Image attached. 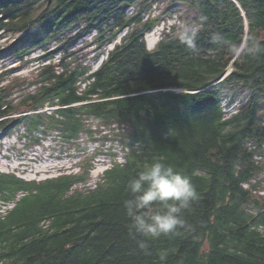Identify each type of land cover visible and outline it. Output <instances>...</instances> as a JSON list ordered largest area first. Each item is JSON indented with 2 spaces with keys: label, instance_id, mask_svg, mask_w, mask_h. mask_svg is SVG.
<instances>
[{
  "label": "trees",
  "instance_id": "trees-1",
  "mask_svg": "<svg viewBox=\"0 0 264 264\" xmlns=\"http://www.w3.org/2000/svg\"><path fill=\"white\" fill-rule=\"evenodd\" d=\"M174 17L199 26L196 47L174 25L150 50L146 35ZM18 34L3 52L19 65L0 73V136L23 129L28 146L60 136L83 155L86 140L120 142L125 163L111 153L94 186L95 151L42 182L0 172L3 199L24 194L0 219V264H160L162 251L165 264H264V0H0V38ZM80 41L94 60L107 55L96 70L73 50ZM35 60L30 78L11 77ZM245 92L224 119L222 102ZM153 158L190 176L199 200L184 213L191 227L145 254L123 201Z\"/></svg>",
  "mask_w": 264,
  "mask_h": 264
},
{
  "label": "rangeland",
  "instance_id": "rangeland-1",
  "mask_svg": "<svg viewBox=\"0 0 264 264\" xmlns=\"http://www.w3.org/2000/svg\"><path fill=\"white\" fill-rule=\"evenodd\" d=\"M130 10L129 12H131ZM155 14V13H154ZM173 20H177L176 17L169 21L167 24H162L168 26ZM162 25L157 27L152 33L146 35L147 46L150 50H153L157 43L162 38ZM177 25V23H174ZM165 26V27H166ZM181 27V25L179 26ZM161 33V35H160ZM20 35H4L0 38V73L11 68H16L19 63L17 61L11 60L7 52L10 46ZM92 36L90 35L86 38V41L92 42ZM123 36V35H122ZM120 38L117 40L119 42ZM85 41V40H84ZM84 41H80L78 45L73 49L76 51V55L80 62L84 65H92V70H96L101 63L107 58V55L101 56L99 59L95 58V48L94 45L86 47ZM152 45V48H150ZM54 47V46H53ZM52 47V48H53ZM113 45L109 47V50L113 49ZM5 51V52H4ZM4 52V53H3ZM42 52H37L33 54L32 58H36L41 55ZM59 57V56H58ZM57 57V58H58ZM58 62V59L55 60ZM39 62H35L27 68L16 70L11 74V77L18 80H25L30 78L31 73L39 65ZM5 82L4 84H7ZM24 91V90H20ZM23 92H17L16 95H20ZM249 96V92H245L238 102L240 104L244 103L246 98ZM54 109L47 108L46 112H52ZM23 134V129L20 131L19 136L16 133L2 132L0 136V172L14 175L17 178L23 179L28 182H42L47 179H52L59 177L61 175H71L79 171L80 158L86 157L87 155H92L97 152L98 155L95 159V167L91 173L92 181L88 186H94L99 179L103 176L104 172L112 167V157L111 153H118L116 161L122 164L125 160V153L122 151L123 145L120 142H107L102 144V142L91 143L87 140L81 142V147H87V155L78 154L76 150L71 149L60 136H53L47 140H44L40 145H29V141L25 138H20ZM95 151V152H93ZM261 162L264 164V157ZM260 160V158H256ZM261 181V194L264 195V175L260 178ZM79 189H84V185H80Z\"/></svg>",
  "mask_w": 264,
  "mask_h": 264
},
{
  "label": "clouds",
  "instance_id": "clouds-1",
  "mask_svg": "<svg viewBox=\"0 0 264 264\" xmlns=\"http://www.w3.org/2000/svg\"><path fill=\"white\" fill-rule=\"evenodd\" d=\"M199 26L182 24L178 40L189 49L196 47ZM259 43H254L250 52H259ZM128 198L123 201L125 215L130 221L133 239L137 236L138 249L149 254V241L161 237L179 235L180 229L190 228L184 219L185 211L199 200V193L190 176L174 166L153 158L144 165L127 185ZM167 252L159 254L160 264H165Z\"/></svg>",
  "mask_w": 264,
  "mask_h": 264
},
{
  "label": "built area",
  "instance_id": "built-area-1",
  "mask_svg": "<svg viewBox=\"0 0 264 264\" xmlns=\"http://www.w3.org/2000/svg\"><path fill=\"white\" fill-rule=\"evenodd\" d=\"M174 23H177L176 26H180L181 25L180 20L177 18V20H173V23L171 22L168 26L162 25V27H161L162 28V32L163 31L170 32L171 28L174 26ZM160 35H161V33H160ZM240 106H241V104L238 101L235 102L233 105H227V102L223 101L222 102V107H223V111H224V119H229L232 116H234L239 111ZM257 158L258 159L260 158V160H262V157H257ZM123 163H125V160H124ZM244 187L248 188L249 185L245 184ZM23 196H24L23 193H19L15 198L9 199V200H5V199L2 198V196L0 194V219H4L11 211H13L15 209L17 203L19 202V200Z\"/></svg>",
  "mask_w": 264,
  "mask_h": 264
},
{
  "label": "water",
  "instance_id": "water-1",
  "mask_svg": "<svg viewBox=\"0 0 264 264\" xmlns=\"http://www.w3.org/2000/svg\"><path fill=\"white\" fill-rule=\"evenodd\" d=\"M229 74H230V71L227 72V74L225 75V77L228 76Z\"/></svg>",
  "mask_w": 264,
  "mask_h": 264
},
{
  "label": "bare ground",
  "instance_id": "bare-ground-1",
  "mask_svg": "<svg viewBox=\"0 0 264 264\" xmlns=\"http://www.w3.org/2000/svg\"><path fill=\"white\" fill-rule=\"evenodd\" d=\"M150 48H152V45H150Z\"/></svg>",
  "mask_w": 264,
  "mask_h": 264
}]
</instances>
